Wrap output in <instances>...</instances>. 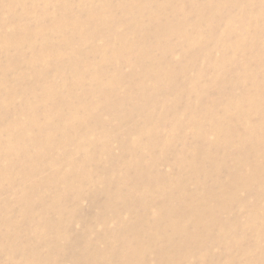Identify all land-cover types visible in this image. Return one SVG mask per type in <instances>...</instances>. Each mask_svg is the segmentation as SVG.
<instances>
[{
  "label": "rangeland",
  "instance_id": "obj_1",
  "mask_svg": "<svg viewBox=\"0 0 264 264\" xmlns=\"http://www.w3.org/2000/svg\"><path fill=\"white\" fill-rule=\"evenodd\" d=\"M9 123L0 264H264V0H0Z\"/></svg>",
  "mask_w": 264,
  "mask_h": 264
},
{
  "label": "bare ground",
  "instance_id": "obj_2",
  "mask_svg": "<svg viewBox=\"0 0 264 264\" xmlns=\"http://www.w3.org/2000/svg\"><path fill=\"white\" fill-rule=\"evenodd\" d=\"M248 1V0H247ZM186 2V1H185ZM214 2V1H213ZM140 3V2H139ZM246 3V2H245ZM244 3V4H245ZM106 4V3H105ZM243 4V5H244ZM104 6H106V5H103L102 6V9L100 10V11H96V10H94V11H91L90 13H89V15H87V19L89 20V21H93L94 19H97V20H99V19H105V20H108L109 19V15H108V13L106 12V10L105 9H103V7ZM145 6V5H144ZM210 6V5H209ZM246 6V5H245ZM247 7V6H246ZM146 8V7H145ZM145 8H143V7H140L139 9H136L135 11H137V12H139V11H141V10H143V9H145ZM92 10V9H91ZM175 13V12H174ZM62 18L63 17H60L59 19H57L56 20V23L55 24H57L58 22H63V20H62ZM99 18V19H98ZM155 15H154V17L152 16L151 17V15L149 16V21H151V22H153L154 20H155ZM60 19H61V21H60ZM112 19V18H111ZM113 21H115V20H113ZM75 20H73L72 18H69V21H68V23H69V25H76L75 24ZM140 22H138V24H139ZM125 24V23H124ZM137 25V24H136ZM131 28V26L130 27H128V29L127 30H129L130 31V33L131 34H134V32H133V30H131L130 29ZM128 33V32H127ZM148 35H149V33H147ZM128 35H130V34H128ZM153 37H155V38H157V39H160V34L158 33V31H156L154 34H151ZM131 36V35H130ZM128 37V36H127ZM129 39V38H128ZM59 41L60 42H63L64 44H66L67 42H68V39L66 38V37H62L60 40H58V44H59ZM134 48H135V53H136V55H137V59H139L140 60V63H144L145 64V66H148V68H146V70L148 71L149 69H151L152 67H154L153 66V59H152V57H151V48H148L147 46H140V45H134ZM41 49V48H40ZM39 49V50H40ZM46 49V48H45ZM44 49V50H45ZM43 51V50H42ZM47 51V50H46ZM44 53V52H43ZM134 53V54H135ZM47 54V53H46ZM45 53H44V55H46ZM43 62L45 63L46 62V59H43ZM137 63H139V62H137ZM87 67H90V68H93L92 67V65H90V64H87L86 65ZM63 67H64V65L63 64H60L57 68H59V70H61V69H63ZM70 68L71 69H73V70H75V69H77L76 68V66L75 65H72V66H70ZM154 70V69H153ZM58 71V70H57ZM154 72V71H153ZM152 72V73H153ZM167 74L166 73H164V71L160 74V76H166ZM79 77H80V75H79ZM98 78H100V77H97L96 75H95V77H93V79H94V81L95 82H97L98 84H100V85H103V83L101 82V81H98ZM167 78V77H166ZM183 79V78H182ZM79 80H80V78H78L77 80H75V82H73V84L74 85H71L72 87H70V88H73V86H77L78 84H79ZM101 80V79H100ZM170 80H172V79H170ZM48 87V86H47ZM9 95V94H8ZM49 95V94H48ZM47 95V96H48ZM10 96V95H9ZM47 96L45 95L44 97H42L41 96V100H40V102L39 101H37L38 103H25L24 104V109H21V110H19V112H18V115L20 116V117H23L24 118V120L26 121V123H29V125L31 126V127H35L36 125H37V112H39L38 110H39V108H38V110L36 109L37 108V106L39 107V103H42V102H44L45 101V99L47 98ZM50 96V95H49ZM8 97V96H7ZM6 97V98H7ZM74 98L73 97V95L72 94H68L67 95V98ZM5 98V99H6ZM11 98V97H10ZM40 98V97H39ZM9 99L7 98V100H5L4 102H6V101H8ZM3 101V100H2ZM81 108H84L85 110H87V111H89V112H92V108H90V106H87V103H83V102H80V105H79ZM35 112H34V111ZM44 110V109H43ZM42 110V111H43ZM96 109H94L93 111H95ZM30 112V113H29ZM74 117V116H73ZM37 128V127H36ZM92 131H93V129H92V127L90 128ZM9 132H12L15 136H14V140L12 141V144L15 146H19L20 144H22V143H24V141H28L29 142V140H31L30 138H26V136L24 135V134H22L21 132H20V130L17 128V126L14 124V123H9V124H7V125H5L4 124V126H2L1 128H0V144H1V142H2V136L3 135H5V134H7V133H9ZM12 137V136H11ZM41 141H43V139L41 140ZM44 142H42V144H43ZM32 144H33V146H32V149H33V151H34V153L33 154H29L28 155V153H26L25 151L26 150H24V149H27V146L25 145V146H23L24 148H21V152L23 151L24 153H26V156H25V158H24V165L26 166V165H28L29 167L30 166H32L33 165V162H36L39 158H40V154L41 153H43L44 154V152H45V149H46V145L45 144H43V145H40V141H37V139H35L34 138V140L32 141ZM31 148V147H30ZM40 149V150H39ZM41 150H43V152H41ZM29 152V151H28ZM21 160V159H20ZM19 160V161H20ZM18 161V160H17ZM16 161V162H17ZM39 164V163H38ZM15 165V164H14ZM12 166V165H11ZM17 166H18V164H17ZM17 166H15V167H17ZM39 167V166H38ZM37 167V168H38ZM37 168H34L33 169V172L32 171H30L32 174H35L36 172H37ZM29 172V171H28ZM37 176V175H36ZM29 177H31V176H29ZM28 195V194H27ZM29 196V195H28ZM29 198V197H28ZM24 201V200H23ZM26 214L24 213V216H25ZM24 219V218H23ZM31 219V218H30ZM29 219V220H30ZM12 224V223H11ZM25 225V224H24ZM14 227H16V226H14ZM26 227V226H25ZM28 227L31 229V231H32V229L34 228L33 227V224L32 223H30V224H28ZM40 228V227H39ZM28 231V230H27ZM37 231V230H36ZM29 232V231H28ZM36 233V232H35ZM46 236V235H45ZM41 239V238H40Z\"/></svg>",
  "mask_w": 264,
  "mask_h": 264
}]
</instances>
